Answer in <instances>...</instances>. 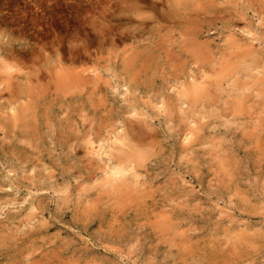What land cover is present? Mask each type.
Here are the masks:
<instances>
[{
    "label": "rangeland",
    "instance_id": "374dc122",
    "mask_svg": "<svg viewBox=\"0 0 264 264\" xmlns=\"http://www.w3.org/2000/svg\"><path fill=\"white\" fill-rule=\"evenodd\" d=\"M261 1L0 0V264H264Z\"/></svg>",
    "mask_w": 264,
    "mask_h": 264
},
{
    "label": "bare ground",
    "instance_id": "6f19581e",
    "mask_svg": "<svg viewBox=\"0 0 264 264\" xmlns=\"http://www.w3.org/2000/svg\"><path fill=\"white\" fill-rule=\"evenodd\" d=\"M179 1H180V0H179ZM222 1H223V0H222ZM251 1L253 2V0H251ZM260 1H261V0H260ZM183 2H184V1H183ZM205 2H206V1H205ZM211 2H212V1H211ZM252 2H251V3H252ZM261 2H262V1H261ZM175 3H176V2H175ZM215 3H216V2H215ZM246 3H247V2H246ZM254 3H255V0H254ZM193 4H194V2H193ZM207 4H208V3H207ZM209 4H210V3H209ZM222 4H224V2H223ZM255 4H256V3H255ZM182 5H183V4H182ZM198 5H199V4H198ZM198 5H197V6H198ZM219 5H221V4L219 3ZM251 5H252V4H251ZM251 5H250V6H251ZM259 5H260V4H259ZM262 5H264V4H262ZM210 6H211V5H210ZM207 7H208V6H207ZM262 7H263V6H262ZM222 8H223V7H222ZM243 8H244V6H243ZM243 8H242V9H243ZM257 8H258V7H257ZM177 9H179V8H177ZM207 9H209V8H207ZM216 9H217V8H216ZM227 9H228V8H227ZM238 9H239V8H238ZM244 9H247V8H244ZM248 9H249V8H248ZM260 9H261V8H260ZM262 9H263V8H262ZM194 10H195V8L193 9V11H194ZM202 10H203V9H202ZM219 10H220V8H219ZM263 10H264V9H263ZM181 11H182V10H181ZM196 11H197V10H196ZM257 11H258V10H257ZM198 12H199V11H198ZM219 12H220V11H219ZM236 12H237V11H236ZM245 12H246V11H245ZM245 12H244V13H245ZM247 12H248V11H247ZM209 13H210V10H209ZM237 13H238V12H237ZM241 13H242V12H241ZM262 13H263V12H262ZM183 14H184V13H183ZM207 14H208V13H207ZM207 14H206V15H207ZM210 14L212 15V13H210ZM214 14H215V13H214ZM214 14H213V15H214ZM229 14H230V13H229ZM238 14H239V13H238ZM260 14H261V13H260ZM179 16H180V15H179ZM216 16H217V15H216ZM228 16H229V15H228ZM235 16H236V14H235ZM250 16H253V15H250ZM254 16H256V15H254ZM259 16H260V15H259ZM259 16H258V17H259ZM262 16H263V15H261V17H259V18H262ZM239 17H240V16H239ZM222 18H223V17H222ZM228 18H229V17H228ZM228 20H229V19H228ZM231 20H232V19H231ZM231 20H230V21H231ZM243 20H244V19H243ZM245 20H247V19L245 18ZM245 20H244V21H245ZM261 20H262V19H261ZM184 21H186V20H184ZM215 21H216V20H215ZM236 21H237V20H236ZM251 21H252V20H251ZM251 21H250V22H251ZM239 22H240V21H239ZM245 22H246V21H245ZM252 22H253V21H252ZM261 22H262V21H261ZM263 22H264V21H263ZM202 23H203V22H202ZM207 23H208V22H207ZM210 23H211V22H210ZM248 23H249V21H248ZM227 24H228V23H227ZM238 24H239V23H238ZM249 24H250V23H249ZM251 24H253V23H251ZM262 24H263V23H262ZM211 25H212V24H211ZM215 25H216V23H215ZM241 25H242V24H241ZM245 25H246V24H245ZM204 26H205V25H204ZM232 26H233V25H232ZM251 26H252V25H251ZM262 26H263V25H262ZM236 27H237V26H236ZM247 27H248V26H247ZM249 28H250V27H249ZM235 29H236V28H235ZM242 29H243V28H242ZM250 29H251V28H250ZM247 30H249V29L247 28ZM255 30H256V29H254V31H255ZM263 30H264V29H263ZM208 32H209V31H208ZM244 32H245V31H244ZM250 32H251V31H250ZM252 32H253V29H252ZM255 32H256V31H255ZM260 33H261V32H260ZM236 34H237V33H236ZM245 34H247V33H245ZM259 35H260V34H259ZM229 36H230V35H229ZM230 37H231V36H230ZM230 37H229V38H230ZM229 38H227V39H229ZM204 39H205V38H204ZM187 40H189V39H187ZM187 40H185V41H187ZM190 40H191V39H190ZM190 40H189V41H190ZM240 40H241V39H240ZM173 41H174V40H173ZM180 41H181V40H180ZM180 41H179V43H180ZM199 41H201V40H199ZM208 41H209V40H208ZM211 41H212V39H211ZM191 42H192V41H191ZM200 43H201V42H200ZM207 43H208V42H207ZM227 43H228V42H227ZM159 44H160V43H159ZM201 44H202V43H201ZM201 44H200V45H201ZM245 44H246V46H247V43H245ZM175 45H176V44H175ZM186 45H187V44H186ZM186 45H185V46H186ZM200 45H199V46H200ZM238 45H239V44H238ZM159 46H160V45H159ZM178 46H179V45H178ZM204 46H205V45H204ZM232 46H233V45H232ZM234 46H235V45H234ZM252 46H253V45H252ZM187 47H188V46H187ZM194 47H195V46H194ZM205 47H206V46H205ZM222 47H223V46H222ZM236 47H237V46H236ZM248 47H250V46H248ZM154 48H155V47H154ZM161 48H163V47H161ZM185 48H186V47H185ZM188 48L190 49V47H188ZM198 48H199V47H198ZM243 48H244V47H243ZM258 48H259V47H258ZM171 49H172V48H171ZM179 49H180V48H179ZM208 49H209V48H208ZM210 49H211V48H210ZM228 49H229V48H228ZM251 49H252V48H251ZM167 50H168V49H167ZM176 50H177V49H176ZM161 51H162V50H161ZM190 51H191V50H190ZM195 51H196V50H195ZM200 51H201V50H200ZM206 51H207V50H206ZM206 51H205V52H206ZM212 51H213V50H212ZM219 51H220V49H219ZM262 51H263V50H262ZM76 52H77V50H72L71 57H75L74 59H76V57H81V58H82V57H87V56H86V55H87V50L78 51V53H76ZM174 52H176V51H174ZM209 52L211 53V51H209ZM231 52H233V51H231ZM244 52H245V51H244ZM246 52H247V51H246ZM67 53H68V52H67ZM197 53H198V52H197ZM199 53H200V52H199ZM199 53H198V55H199ZM213 53H214V52H213ZM222 53H223V52H222ZM249 53H250V51H249ZM249 53H248V54H249ZM204 54H206V53H204ZM216 54H217V53H216ZM218 54H219V53H218ZM220 54H221V53H220ZM225 54H226V53H225ZM231 54H233V53H231ZM244 54H245V53H244ZM252 54H253V53H251V55H252ZM254 54H255V53H254ZM263 54H264V53H263ZM66 55H67V54H66ZM194 55H195V54H194ZM202 56H203V55H202ZM235 56H236V55H235ZM254 56H255V55H254ZM260 56H261V55H260ZM172 57H173V56H172ZM190 57H191V55H190ZM198 57H199V56H198ZM204 57H205V56H204ZM207 57H208V56H207ZM243 57H245V56L243 55ZM37 58H38V57H37ZM153 58H154V57H153ZM176 58H177V57H176ZM202 58H203V57H202ZM205 58H206V57H205ZM214 58H215V57H214ZM218 58H219V57H218ZM246 58H247V57H246ZM246 58H245V59H246ZM254 58H255V57H254ZM23 59H24V57H23ZM23 59H22V60H23ZM133 59H134V58H133ZM133 59H132V60H133ZM157 59H158V58H157ZM196 59H197V58H196ZM223 59H224V58H223ZM243 59H244V58H243ZM243 59H242V62L245 61V60L243 61ZM255 59H256V58H255ZM262 59H263V58H262ZM18 60H19V58H18ZM20 60H21V59H20ZM37 60H38V59H37ZM59 60H60V59H59ZM76 60H77V59H76ZM127 60H130V59H127ZM127 60L124 61V62H127ZM145 60H146V59H145ZM166 60H167V59H166ZM202 60H203V59H202ZM213 60H214V59H213ZM258 60H259V59H258ZM14 61H16V60H14ZM47 61H48V60H47ZM60 61H61V60H60ZM122 61H123V60H122ZM136 61H137V60H136ZM146 61H147V60H146ZM194 61H195V60H194ZM197 61H198V60H197ZM253 61H254V59H253ZM256 61H257V60H256ZM25 62H26V60H25ZM72 62L76 64V62H75L74 60H72ZM77 62H78V61H77ZM114 62H115V61H114ZM134 62H135V61H134ZM178 62H179V61H178ZM200 62H201V61H200ZM200 62H196V63H200ZM209 62H210V61H209ZM225 62H226V61H225ZM246 62L248 63V62H250V61H249V60H248V61L246 60L244 63H246ZM257 62H258V61H257ZM35 63H36V62H35ZM99 63H100V62H99ZM233 63H234V62H233ZM17 64H18V62L16 61V65H17ZM53 64H54V63H53ZM127 64H128V63H127ZM129 64H130V63H129ZM133 64H134V63H133ZM142 64H143V62H142ZM142 64H141V65H142ZM144 64H145V62H144ZM157 64H158V63H157ZM157 64H156V66H157ZM225 64H226V63H225ZM228 64H229V63H228ZM21 65H22V64H21ZM50 65L52 66V64H50ZM81 65H82V64H81ZM93 65H94V64H93ZM178 65H179V64H178ZM199 65H200V64H199ZM201 65H202V63H201ZM247 65H248V64H247ZM33 66H34V65H33ZM33 66H32V67H33ZM69 66H70V65H69ZM71 66H72L71 68H74L73 65H71ZM82 66H83V65H82ZM129 66H130V65H129ZM146 66H147V64H146ZM160 66H161V64H160ZM166 66H167V65H166ZM176 66H177V65H176ZM181 66H182V65H181ZM221 66H222V64H221ZM223 66H224V65H223ZM229 66H230V65H229ZM229 66H228V68H229ZM239 66L241 67V64H239ZM258 66H259V65H258ZM11 67H12V65H11ZM29 67H30V66H29ZM29 67H28V68H29ZM36 67H37V66H36ZM57 67H58V66H57ZM79 67H80V66H79ZM91 67H92V66H91ZM95 67H96V66H95ZM105 67H106V66H105ZM135 67H136V66H135ZM211 67H212V66H211ZM214 67H215V66H214ZM251 67H253V66H251ZM254 67H255V66H254ZM51 68H52V67H51ZM60 68H63V67H60ZM81 68H82V67H81ZM81 68H80V69H81ZM83 68H84V67H83ZM92 68H93V67H92ZM92 68H91V69H92ZM125 68H126V67H125ZM157 68H158V67H157ZM166 68H167V67H166ZM181 68H182V67H181ZM207 68H208V67H207ZM221 68H222V67H221ZM56 69H57V68H56ZM56 69H55V71H56ZM58 69H59V67H58ZM58 69H57V70H58ZM127 69H128V68H126L125 70L127 71ZM137 69H138V68H137ZM208 69H209V68H208ZM213 69H214V68H213ZM224 69H225V68H224ZM242 69H245V68L242 67ZM16 70H17V69H16ZM33 70H34V69H33ZM73 70H77V69H73ZM140 70H141V69H140ZM161 70H162V69H161ZM183 70H184V69H183ZM217 70H218V69H217ZM219 70H220V69H219ZM229 70H234V67L231 68V69L229 68ZM246 70H249V69L246 68ZM251 70H253V69L251 68ZM255 70H256V69H255ZM255 70H254V72H255ZM260 70H261V69H260ZM14 71H15V70H14ZM14 71H13V72H14ZM46 71H47V70H46ZM58 71H59V70H58ZM58 71L56 72V74L58 73ZM65 71H68V69L65 70ZM77 71H78V70H77ZM97 71H98V70H97ZM224 71H225V70H224ZM240 71H241V70H240ZM50 72H51V71H50ZM62 72H63V71H62ZM68 72H69V71H68ZM68 72H67V73H68ZM122 72H123V71H122ZM130 72H131V71H130ZM139 72H140V71H139ZM182 72H183V71H182ZM182 72H181V73H182ZM220 72H221V71H220ZM241 72H242V71H241ZM241 72H240V73H241ZM17 73H18V72H17ZM19 73H22V72L20 71ZM51 73H52V72H51ZM59 73H61V72H59ZM59 73H58V76H59V75H62V74H59ZM82 73H83V72H82ZM94 73L96 74V72H94ZM136 73H137V72H136ZM155 73H157V71H156ZM172 73H173V72H172ZM223 73H224V72H223ZM223 73H222V74H223ZM233 73H235V71H234ZM242 73H243V72H242ZM245 73H247V72H245ZM257 73H258V72H257ZM35 74H36V73H35ZM64 74H65V72H64ZM75 74H76V75H75L74 77H73V76H72V77L70 76V77H68V78L65 77V78H66V79H65V83H66L67 85H73V84H75V85H81L80 83H81V80L84 78V76L81 74V72H79V73L76 72ZM84 74H85V73H84ZM98 74H99V73H98ZM130 74H131V73H130ZM183 74H184V72H183ZM196 74H197V73H196ZM216 74H217V73H216ZM222 74H221V77H222ZM226 74H227V72H226ZM226 74H223V75L226 76ZM230 74H231V72H230ZM43 75H45V74L43 73ZM54 75H55V74H54ZM65 75H66V74H65ZM70 75H71V74H70ZM137 75H139V73H138ZM198 75H199V74H198ZM250 75H251V74H250ZM96 76H98V75H96ZM128 76H129V75H128ZM155 76H156V75H155ZM157 76H158V75H157ZM157 76H156V77H157ZM173 76H174V75H173ZM196 76H197V75H196ZM208 76H209V75H208ZM233 76H234V75H233ZM233 76H232V74H231V77H233ZM245 76H247V75H245ZM53 77H54V76H53ZM56 77H57V75H56ZM62 77H63V76H62ZM87 77H88V76H87ZM99 77H100V74H99ZM134 77H135V76H134ZM138 77H139V76H138ZM156 77H155V78H156ZM177 77H178V76H177ZM205 77H207V75H206ZM210 77H211V76H210ZM7 78H8V77H7ZM37 78H38V77H37ZM49 78H50V77H49ZM126 78H127V76H126ZM130 78H132V77H130ZM146 78H147V77H146ZM200 78H201V77H200ZM200 78H199V80H200ZM229 78H230V77H229ZM249 78H250V76H249ZM5 79H6V78H4L3 81H5ZM42 79H43V78H42ZM57 79H58V78H57ZM62 79H64V78H62ZM99 79H101V78H99ZM147 79H148V78H147ZM147 79H146V80H147ZM201 79L204 80V78H201ZM218 79H219V78H218ZM220 79H222V78H220ZM225 79H226V77H225ZM227 79H228V78H227ZM227 79H226V80H227ZM238 79H239V78H238ZM242 79H244V78H242ZM6 80H7V79H6ZM13 80H14V79H13ZM18 80H19V79H18ZM38 80H39V79H38ZM46 80H47V79H46ZM52 80H56V79H52ZM52 80H51V82H52ZM101 80H102V79H101ZM230 80H231V79H230ZM232 80H233V79H232ZM239 80L241 81V78H240ZM239 80H238V82H239ZM259 80H260V79H259ZM3 81H2V82H3ZM27 81H28V80H27ZM43 81H44V80H43ZM89 81H90V80H88V82H89ZM96 81H97V80H96ZM106 81H108V80H106ZM139 81H140V80H139ZM163 81H164V80H163ZM187 81H189V80H187ZM208 81H209V80H208ZM215 81H216V80H215ZM215 81H214V82H215ZM243 81H244V80H243ZM243 81H242V83H243ZM246 81H247V80H246ZM255 81H256V80H255ZM257 81H258V79H257ZM6 82H7V81H6ZM17 82H19V81H17ZM61 82H62V81H61ZM93 82H94V81H93ZM140 82H141V81H140ZM142 82H143V81H142ZM146 82H147V81H146ZM185 82H186V80H185ZM200 82H201V81H200ZM202 82H203V81H202ZM221 82H222V81H221ZM225 82H226V81H225ZM261 82H262V81H261ZM36 83H37V82H36ZM36 83H35V84H36ZM43 83H44V82H43ZM43 83H42V84H43ZM63 83H64V82H63ZM63 83H62V84H63ZM82 83H85V82H82ZM109 83H110V82H109ZM189 83H190V82H189ZM209 83H210V82H209ZM209 83L207 82V84H209ZM218 83H219V82H217V85H218ZM227 83H228V82H227ZM227 83H226V85H228ZM239 83H241V82H239ZM239 83H238V84H239ZM242 83H241V86H242ZM248 83H249V80H248ZM248 83H247V85H248ZM256 83H257V82H255L254 84H255V86L257 87V84H256ZM46 84H47V83H46ZM52 84H53V83H52ZM203 84L205 85L204 82H203ZM215 84H216V83H215ZM222 84H223V83H222ZM229 84H230V83H229ZM231 84H232V83H231ZM231 84H230V85H231ZM233 84H234V82H233ZM238 84H236V85H238ZM251 84H252V81H251ZM263 84H264V83H263ZM4 85H5V84H4ZM10 85H11V84H10ZM10 85H9V86H10ZM36 85H39V84H36ZM87 85H88V83H87ZM92 85H93V84H92ZM94 85H96V84H94ZM97 85H98V84H97ZM110 85H111V84H110ZM146 85H147V84H146ZM185 85H186V84H185ZM187 85H189V84H187ZM191 85H193V87H194L195 83H193V84H191ZM236 85H234V88H235ZM2 86H3V85H2ZM45 86H47V85H45ZM48 86H50V85H48ZM54 86H55V85H54ZM81 86H82V85H81ZM100 86H101V84H100ZM189 86H190V85H189ZM189 86H188V87H189ZM0 87H1V86H0ZM5 87H6V86H5ZM5 87H4V88H5ZM10 87H11V86H10ZM10 87H9V88H10ZM15 87H17V86H15ZM43 87H44V86H43ZM83 87H84V86H83ZM96 87H97V86H96ZM105 87H106V86H105ZM145 87H146V86H145ZM151 87H152V86H151ZM182 87H183V85H182ZM205 87H206V86H205ZM209 87H210V86H209ZM227 87L229 88V86H227ZM227 87H226V89H227ZM237 87H238V86H237ZM244 87H245V86H244ZM244 87H243V88H244ZM250 87H251V86H250ZM252 87H253V86H252ZM259 87H262V90H263V86H260V85H259ZM57 88H58V87H57ZM66 88H67V86H66ZM66 88H65V89H66ZM70 88H71V87H70ZM80 88H81V87L79 86V89H80ZM153 88H154V87H153ZM206 88H207V87H206ZM211 88H212V87H211ZM221 88H223V87H221ZM221 88H220V86H219V89H221ZM241 88H242V87H241ZM246 88H247V86H246ZM257 88H258V87H257ZM10 89H11V88H10ZM10 89H8V90H10ZM60 89H61V87H60ZM63 89H64V88H63ZM71 89H72V88H71ZM73 89H74V86H73ZM82 89H83V88H82ZM82 89H80V90H82ZM146 89H147V88H146ZM151 89H152V88H151ZM216 89H217V88H216ZM219 89H218V92H219ZM248 89H249V88H248ZM259 89H260V88H258V90H259ZM8 90H7V91H8ZM15 90H16V92H17V89H15ZM15 90H13L12 92H15ZM47 90H48V89H47ZM49 90H50V89H49ZM53 90H55V89H53ZM186 90H187V89H186ZM210 90H211V89H210ZM232 90H233V88L231 89V92H232ZM241 90H242V89H241ZM244 90H246V89H244ZM7 91H6V92H7ZM63 91H64V90H63ZM63 91H62V92H63ZM72 91H73V90H72ZM207 91H209V89H208ZM222 91H223V89H222ZM227 91H230V90H227ZM233 91H234V90H233ZM236 91H239V90H236ZM246 91H247V90H246ZM249 91H251V90L249 89ZM4 92H5V91H4ZM18 92H19V90H18ZM33 92H34V91H33ZM93 92H94V90H93ZM183 92H185V91H183ZM210 92H211V91H210ZM231 92H230V93H231ZM239 92H240V91H239ZM241 92H242V91H241ZM241 92H240V95H241ZM243 92H245V91H243ZM247 92H248V91H247ZM252 92H253V91H252ZM260 92H261V90L259 91V94H260ZM9 93L11 94V92H9ZM79 93H81V92H79ZM191 93H192V92H191ZM213 93H214V92H213ZM215 93H216V92H215ZM221 93H222V92H221ZM227 93H228V92H227ZM232 93H233V92H232ZM232 93H231V94H232ZM235 93H237V92H235ZM249 93H250V92H249ZM261 93H262V92H261ZM10 94H9V95H10ZM21 94H22V93H21ZM33 94H34V93H33ZM71 94H72V93H71ZM102 94H103V93H102ZM102 94H101V95H102ZM183 94H184V93H183ZM228 94H229V93H228ZM231 94H229V95L231 96ZM237 94H238V93H237ZM252 94H253V93H252ZM255 94H256V93H255ZM263 94H264V93H263ZM11 95H12V94H11ZM18 95H19V94H18ZM35 95H36V94H35ZM87 95H88V94H87ZM101 95H100V96H101ZM106 95H107V94H106ZM106 95H105V97H106ZM172 95H173V94H172ZM186 95H189V94H186ZM202 95H203V94H202ZM209 95H210V94H209ZM209 95H207V97H208ZM213 95H214V94H213ZM213 95H212V96H213ZM223 95H224V94H223ZM225 95H226V94H225ZM240 95H239V96H240ZM243 95H244V94H243ZM256 95L259 96L258 94H256ZM261 95H262V94H261ZM261 95H260V96H261ZM36 96H37V95H36ZM100 96H99V97H100ZM102 96L104 97V95H102ZM195 96H197V95H195ZM214 96H215V95H214ZM214 96H213V97H214ZM233 96H234V95H233ZM239 96H238V97H239ZM246 96H247V95H245V97H246ZM28 97H29V96H28ZM103 97H100V99H99L100 102L102 101V104H103V101H106V100H101V99H103ZM198 97H199V96H198ZM209 97H211V95H210ZM213 97H212V100H213ZM240 97H241V96H240ZM247 97H250V96H247ZM247 97H246V98H247ZM251 97H252V95H251ZM253 97H254V96H253ZM261 97H262V96H261ZM38 98H39V97H38ZM94 98H95V97H94ZM107 98H108V97H107ZM204 98H205V97H204ZM215 98H217V96H216ZM230 98H231V97H230ZM246 98L243 99V101L246 100ZM16 99H17V98H16ZM89 99H90V98H89ZM124 99H125V98H124ZM191 99H192V98H191ZM247 99H248V98H247ZM250 99H251V98H250ZM253 99H255V98H253ZM261 99H262V98H261ZM126 100H127V99H126ZM192 100H193V99H192ZM217 100H218V99H217ZM226 100H227V99H226ZM228 100H229V98H228ZM239 100L242 101L241 99H239ZM263 100H264V99H263ZM23 101H25V100L22 99V102H23ZM27 101H30V100L28 99ZM32 101H33V99H32ZM73 101H74V99H73ZM90 101H91V100H90ZM172 101H173V100H172ZM193 101H194V100H193ZM198 101H199V100H198ZM246 101H247V100H246ZM84 102H85V101H84ZM92 102H93V101H92ZM97 102H98V101H97ZM131 102H132V101H131ZM187 102H188V101H187ZM194 102H195V101H194ZM199 102H200V101H199ZM204 102H205V101H204ZM207 102H208V101H207ZM207 102H206V103H207ZM225 102H226V101H225ZM234 102H235V101H234ZM248 102H249V101H248ZM251 102H252V101H251ZM11 103H12V102H11ZM31 103H32V102H31ZM85 103H86V102H85ZM98 103H99V102H98ZM111 103H112V102H111ZM173 103H174V102H173ZM208 103H209V102H208ZM229 103H230V102H229ZM241 103H242V102H241ZM245 103H246V102H245ZM253 103H255V101H254ZM60 104H61V103H60ZM99 104H101V103H99ZM102 104H101V105H102ZM104 104H105V103H104ZM104 104H103V105H104ZM191 104H192V101H191ZM215 104H216V103H215ZM246 104H247V103H246ZM246 104H245V105H246ZM248 104H249V103H248ZM73 105H74V104H73ZM97 105H98V104H97ZM130 105H131V103H130ZM193 105H194V104H193ZM212 105H213V104H212ZM217 105H218V104H217ZM219 105H221V102H220V101H219ZM245 105H244V106H245ZM104 106H106V105H104ZM110 106H111V105H110ZM165 106H166V105H165ZM170 106H171V105H170ZM191 106H192V105H191ZM205 106H206V105H205ZM209 106H210V105H209ZM233 106H234V105H233ZM252 106H253V105H252ZM31 107H32V106H31ZM72 107H73V106H72ZM100 107H101V106H100ZM216 107H217V106H216ZM218 107H219V106H218ZM226 107H227V105H226ZM226 107H225V108H226ZM237 107H238V106H237ZM237 107H235V108H237ZM17 108H18V107H17ZM21 108H22V107H21ZM29 108H30V107H29ZM61 108H62V107H61ZM109 108H110V107H109ZM171 108H172V107H171ZM204 108H206V107H204ZM230 108H231V106H230ZM230 108H228V109H230ZM232 108H233V110H234V107H232ZM112 109H113V106H112ZM211 109H212V108H211ZM211 109H210V110H211ZM237 109H238V108H237ZM239 109H240V107H239ZM241 109H242V108H241ZM246 109H247V108H246ZM13 110H15V109L13 108ZM109 110H110V109H109ZM137 110H138V109H137ZM200 110H201V109H200ZM207 110H208V109H207ZM262 110H263V109H261V111H262ZM166 111H167V110H166ZM194 111H195V107H194ZM194 111H193V112H194ZM196 111H197V110H196ZM204 111H205V110H204ZM216 111H217V109H216ZM224 111H225V109H224ZM228 111H229V110H228ZM228 111H227L226 113H228ZM240 111H241V110H240ZM12 112H13V111H12ZM105 112H106V111H105ZM105 112H104V113H105ZM179 112H182V111H179ZM186 112H188V111H186ZM193 112H192V113H193ZM202 112H203V110H202ZM212 112H213V111H212ZM221 112H223L222 109H221ZM235 112H236V111H235ZM243 112H245V111L243 110ZM262 112H263V111H262ZM13 113H14V112H13ZM20 113L22 114L23 112H20ZM177 113H178V112H177ZM188 113H189V112H188ZM206 113H208V111H207ZM218 113H220V111H219ZM233 113H234V112H233ZM255 113H256V112H255ZM3 114H5V113H3ZM6 114H7V113H6ZM167 114H169V113H167ZM179 114H180V113H179ZM183 114H185V113H183ZM193 114H194V113H193ZM216 114H217V113H216ZM221 114H223V113H221ZM221 114H220V115H221ZM229 114H230V113H228L227 115H229ZM234 114H235V113H234ZM243 114H244V113H243ZM79 115H80V114H79ZM95 115H96V114H95ZM175 115H176V114H175ZM196 115H197V112H196ZM198 115H199V114H198ZM259 115H260V114H259ZM23 116H24V115H23ZM110 116H111V115H110ZM178 116H179V115H178ZM191 116H193V115H191ZM218 116H219V115H218ZM222 116H223V115H222ZM235 116H237V114H236ZM244 116H245V115H244ZM255 116H256V114H255ZM21 117H22V115H21ZM35 117H36V116H35ZM87 117H88V116H87ZM138 117H139V116H138ZM138 117H136V118H138ZM170 117H171V116H170ZM179 117H180V116H179ZM189 117H190V116H189ZM189 117H188V118H189ZM193 117H194V116H193ZM199 117H201V116L199 115ZM230 117H231V116H230ZM257 117H258V115H257ZM14 118H15V117H14ZM29 118H30V117H29ZM82 118H83V115H82ZM144 118H145V117H144ZM190 118H191V117H190ZM190 118H189V119H190ZM194 118H195V117H194ZM219 118H220V117H218V119H219ZM9 119H10V118H9ZM24 119H27V118H24ZM35 119H36V118H35ZM84 119H86V118H84ZM180 119H181V118H180ZM180 119H179V120H180ZM220 119H222V118H220ZM225 119H226V118H225ZM230 119H231V118H230ZM250 119H251V118H250ZM13 120L15 121V120H17V119H13ZM20 120H21V119H20ZM20 120H19V121H20ZM33 120H34V118H33ZM36 120H37V119H36ZM172 120H173V118L171 119V121H172ZM227 120H228V119H227ZM253 120H254V119H253ZM9 121H10V120H9ZM19 121H18V123H19ZM25 121H26V120H25ZM29 121H30V120H29ZM74 121H75V120H74ZM137 121H138V119H137ZM231 121H233V120H231ZM231 121H230V122H231ZM243 121H244V120H243ZM23 122H24V121H23ZM83 122H84V121H83ZM112 122H113V121H112ZM147 122H148V121H147ZM234 122H235V120H234ZM240 122H241V121H240ZM240 122H239V123H240ZM258 122H259V121H258ZM16 123H17V122H16ZM139 123H140V121H139ZM199 123H201V122H199ZM237 123H238V121H237ZM239 123H238V124H239ZM248 123H249V122H248ZM255 123H256V122H255ZM24 124H25V122H24ZM26 124H27V123H26ZM47 124H48V123H47ZM67 124H68V121H67ZM132 124H134V123H132ZM172 124H173V123H172ZM172 124H171V125H172ZM177 124H178V123H177ZM182 124H183V123H182ZM185 124H186V123H185ZM242 124H244V123H242ZM258 124H259V123H258ZM17 125H18V124H17ZM32 125H33V124H32ZM103 125H104V123H103ZM187 125H188V124H187ZM0 126H1V125H0ZM14 126H15V125H14ZM132 126H133V125H132ZM149 126H150V125H149ZM179 126H180V125H179ZM183 126H184V125H183ZM197 126H198V125H197ZM240 126H241V125H240ZM240 126H239V127H240ZM16 127L18 128V126H16ZM16 127H15V128H16ZM147 127H148V126H147ZM172 127H173V126H172ZM184 127H185V126H184ZM229 127H230V126H229ZM244 127H245V126H244ZM25 128H26V127H25ZM141 128H142V127H141ZM151 128H152V127H151ZM186 128H187V127H186ZM190 128H191V126H190ZM199 128H200V127H199ZM246 128H247V127H246ZM254 128H255V127H254ZM254 128H253V129H254ZM257 128H258V127H256L255 130H257ZM22 129H23V128H22ZM27 129H28V126H27ZM73 129H74V128H73ZM81 129H82V128H81ZM152 129H153V128H152ZM191 129H192V128H191ZM191 129H190V130H191ZM195 129H196V128H194L193 130H195ZM197 129H198V128H197ZM197 129H196V130H197ZM0 130H1V129H0ZM97 130H98V129H97ZM115 130H116V129H115ZM134 130H135V129H134ZM134 130H133V131H134ZM182 130H183V129H182ZM25 131H26V130H25ZM80 131H81V130H80ZM112 131H114V130L112 129ZM98 132H99V131H98ZM114 132H115V131H114ZM135 132H136V131H135ZM201 132H202V129H201ZM251 132H252V131H251ZM254 132H255V131H254ZM55 133H56V132H55ZM127 133H128V132H127ZM195 133H196V132H195ZM255 133H256V132H255ZM83 134H85V133H83ZM134 134H135V133H134ZM186 134H187V133H186ZM190 134H191V133H190ZM193 134H194V133H192L191 135H193ZM62 135H63V134H62ZM124 135H125V134H124ZM126 135H127V134H126ZM126 135H125V136H126ZM148 135H149V134H148ZM194 135H195V134H194ZM251 135H253V134H251ZM255 135H256V134H255ZM119 136H120V135H119ZM127 136H128V135H127ZM187 137H188V136H187ZM191 137H192V136H191ZM249 137H250V136H249ZM257 137H258V135H257ZM48 138H49V137H48ZM126 138H127V137H126ZM147 138H148V137H147ZM150 138H151V137H150ZM253 138H254V137H253ZM118 139H119V137H118ZM120 139H121V138H120ZM136 139H137V138H136ZM151 139H152V138H151ZM192 139H193V138H192ZM23 140H24V138L22 139V141H23ZM27 140H28V139H27ZM122 140H123V139H122ZM122 140H121V142H122ZM127 140H128V139H127ZM133 140H134V139H133ZM190 140H191V139H190ZM194 140H195V139H194ZM194 140H192V141H194ZM251 140H252V139H251ZM258 140H259V138H258ZM25 141H26V140H25ZM116 141H117V139H116ZM118 141H119V140H118ZM149 141H150V140H149ZM153 141H154V140H153ZM153 141H152V142H153ZM260 141H261V140H260ZM75 142H76V141H75ZM81 142H82V141H81ZM119 142H120V141H119ZM119 142H118L119 145L117 144L118 146H120V144H121V143H119ZM123 142H124V141H123ZM146 142H147V141H146ZM159 142H160V141H159ZM251 143H252V142H251ZM251 143H250V144H251ZM28 144H29V143H28ZM28 144H27V145H28ZM58 144H59V143H58ZM115 144H116V143H115ZM122 144H123V143H122ZM159 144H160V143H159ZM188 144H190V143H188ZM194 144H195V143H194ZM186 145H187V144H186ZM245 145H246V144H245ZM263 145H264V144H263ZM111 146H112V145H111ZM123 146H124V145H123ZM123 146H120V147H123ZM183 146H184V145H183ZM187 146H188V145H187ZM187 146H186V147H187ZM72 147H73V146H72ZM113 147L115 148L116 145H114ZM139 147H140V146H139ZM256 147H257V146H256ZM43 148H44V146H43ZM130 148H131V147H130ZM137 148H138V147H137ZM189 148H190V147H189ZM111 149H112V148H111ZM119 149H120V148H119ZM124 149H125V148H124ZM184 149H185V148H183V150H184ZM187 149H188V148H186V151H187ZM255 149H256V148H255ZM255 149H254V150H255ZM41 150H42V149H41ZM121 150H122V149H121ZM121 150H120V151H121ZM134 150H135V149H134ZM147 150H148V149H147ZM192 150H193V149H192ZM263 150H264V149H263ZM112 151H113V150H112ZM117 151L119 152V150H117ZM124 151H125V150H124ZM188 151H189V150H188ZM74 152H75V151H74ZM97 152H98V151H97ZM129 152H130V150H129ZM132 152H133V151H132ZM190 152H192V151H190ZM98 154H99V153H98ZM115 154H116V153H115ZM118 154L120 155V153H118ZM121 154H123V153H121ZM187 154H188V153H187ZM189 154H191V153H189ZM192 154H193V153H192ZM113 155H114V154H113ZM141 155H142L141 152H140L139 154H135V153L133 154V153H127V152H126V154L124 155V158H125V159H128V162H129V160H132V159H135V160L139 159V158L141 157ZM258 155H259V154H258ZM120 156H121V155H120ZM109 157H111V156H109ZM114 157L116 158V155H115ZM260 157H261V156L259 155L258 158H260ZM148 158H149V156H148ZM225 158H226V157H225ZM225 158H224V160H225ZM125 159H122V157H121V160H122V161L125 160ZM231 159H232V158H231ZM39 160H40V159L38 158V161H39ZM143 160H144V159L139 160V161H141V163H143V165H144V161H143ZM27 161H28V160H27ZM88 161H89V160H88ZM119 161H120V159H119ZM234 161H235V159H234ZM92 162H93V161H92ZM111 162H112V160H111ZM114 162H116L115 159H114ZM114 162H113V163H114ZM134 162H135V161H134ZM93 163H94V162H93ZM131 163H132V162H131ZM131 163H130V166H129L130 168H132L131 165H133V164H131ZM219 163H220V161H219ZM223 163L226 164L225 161H223ZM227 163H229V162H227ZM232 163H233V162H232ZM86 164H88V163H86ZM90 164H91V163H90ZM94 164H95V163H94ZM101 164H103V163L101 162ZM101 164H100V166H101ZM104 164H105V163H104ZM125 164H126V163H125ZM139 164H140V163H139ZM145 164H146V163H145ZM235 164H236V163H235ZM121 165H122V164H121ZM126 165H127V164H126ZM218 165H219V164H218ZM95 166H96V165H95ZM124 166H125V165H124ZM137 166L139 167V165H137ZM137 166H136V167H137ZM140 166H141V165H140ZM144 166H145V165H144ZM223 166H224V164H223ZM226 166H227V165H226ZM228 166H229V165H228ZM97 167H99V166H97ZM118 167H120V169H122V167H121L120 165H118ZM136 167H135V169H136ZM142 167H143V166H142ZM233 167H234V166H233ZM100 168H101V167H100ZM100 168H99V170H100ZM102 168H103V167H102ZM104 168L106 169V167H104ZM112 168H113V166H112ZM133 168H134V167H133ZM133 168H132V169H133ZM228 168L230 169V167H228ZM228 168H227V169H228ZM235 168H236V167H235ZM128 169H129V168H128ZM141 169H143V168H141ZM195 169H196V168H195ZM198 169H200V168H198ZM112 170H114V171H112ZM115 170H116V169H114V168L111 169V171L114 172V173H115ZM200 170H201V169H200ZM224 170H225V169H224ZM224 170H223V172H225ZM231 170H232V169H231ZM238 170H239V169H238ZM103 171H104V170H103ZM129 171H130V169H129ZM129 171H128V173H129ZM136 171H137V169H136ZM233 171H234V170H233ZM233 171H232V172H233ZM124 172H125V171H124ZM131 172H133V170H131L130 173H131ZM134 172H135V171H134ZM234 172H235V171H234ZM236 172H237V170H236ZM240 172H241V171H240ZM90 173H91V172H90ZM114 173H113V174H114ZM118 173H122V170H118V171H116L115 174H118ZM126 173H127V170H126ZM226 173H227V172H225V175H226ZM238 173H239V172H238ZM93 174H94V173H93ZM113 174H111V175H113ZM122 174H123V173H122ZM91 175H92V174H91ZM91 175H90V176H91ZM105 175H108V176H109V173H106ZM120 175H121V174H120ZM123 175H124V174H123ZM134 175H135V174H134ZM137 175H138V174H137ZM139 175H140V174H139ZM121 176H122V175H121ZM121 176H120V179H121ZM142 176H143V175H142ZM229 176H230V175H229ZM94 177H95V176H94ZM101 177H102V176H101ZM114 177H115V176H114ZM114 177L109 176V178H112V179H113ZM116 177H117V176H116ZM116 177H115V178H116ZM138 177H139V176H138ZM234 177H235V176H234ZM91 178H92V177H91ZM105 178H106V180H107V183H109V182H108V181H109V180H108V177H105ZM122 178H123V177H122ZM139 178H140V177H139ZM232 178H233V175H232ZM34 179H35V178H34ZM117 179H119V178L117 177ZM117 179H116V180H117ZM120 179H119V180H120ZM127 179H128V178H127ZM106 180H105V181H106ZM114 180H115V179H113L112 182H114ZM122 180H123V179H122ZM95 181H96V180H95ZM123 181H124V180H123ZM123 181H122V183H120L121 186H122V184L124 183ZM125 181H126V180H125ZM129 181H130V180H129ZM229 181L231 182V180H229ZM110 182H111V180H110ZM115 182H116V181H115ZM126 182H127V181H126ZM130 182H131V181H130ZM138 182H139V181H138ZM35 183H37V182H35ZM107 183L105 182L104 184H105L106 186L111 185V184H107ZM116 183H117V182H116ZM128 183H129V182H128ZM117 184H118V183H117ZM129 184H130V183H129ZM238 184H239V183H238ZM256 184H257V183H256ZM98 185H102V184L99 182ZM125 185H126V184L124 183V186H125ZM113 186H114V184H113ZM237 186H238V185H237ZM96 187H97V185H96ZM99 187H100V186H99ZM103 187H105V186H103ZM110 187H112V186H110ZM110 187H109V189H110ZM127 187H128V185H127ZM32 188H33V187H32ZM93 188H95V186H93ZM116 188H117V189H116ZM119 188H121V187H119ZM119 188H118V187H115L114 189L118 190ZM122 188H123V187H122ZM130 188H131V187H130ZM230 188H231V187H230ZM240 188H241V187H240ZM260 188H261V187H260ZM101 189H102V188H101ZM101 189H99V190H101ZM106 189H107V187H106ZM109 189L105 190V191H107L106 193H109V191H108ZM112 189H113V187H112ZM237 189L239 190V188H237ZM116 190H115V191H116ZM122 190L125 191V188L122 189ZM127 190H128V189H127ZM240 190H241V189H240ZM85 191H86V190H85ZM89 191H91V189H89ZM112 191H113V190H112ZM124 191H123V192H124ZM129 191H130V189H129ZM131 191H132V190H131ZM131 191H130V192H131ZM100 192H101V191H100ZM103 192H104V191H103ZM239 192H240V191H239ZM98 193H99V192H98ZM106 193H105V194H106ZM102 194H103V193H102ZM102 194H101V195H102ZM111 194H113V193L111 192ZM117 194H118V193H117ZM237 194H239V193H237ZM243 195H244V194H243ZM97 196H98V195H97ZM109 196H110V195H109ZM109 196H106V197H109ZM113 196H115V194H114ZM137 196H138V195H137ZM148 196H149V195H148ZM261 196H262V195H261ZM119 197H121V196H119ZM141 197H142V196H141ZM124 198H125V197H124ZM147 198H148V197H147ZM245 198H246V197H245ZM99 199L101 200V199H103V198L100 197ZM104 199H105V198H104ZM104 199H103L102 201H104ZM107 199H108V198H107ZM115 199H116V198H115ZM119 199H120V198H119ZM122 199H123V198H122ZM126 199H127V198H126ZM141 199L143 200V198H141ZM109 200H110V199H109ZM127 200L129 201V199H127ZM132 200H134V197H133ZM132 200H131V202H132ZM135 200H136V199H135ZM142 200H141V201H142ZM244 200H245V199H244ZM96 201H97V200H96ZM145 201H146V200H145ZM145 201H144V202H145ZM37 202H38V201H37ZM87 202H88V201H87ZM106 202H107V201H106ZM131 202H130V203H131ZM67 203H68V202H67ZM90 203H91V202H90ZM125 203H126V202H125ZM130 203H129V204H130ZM132 203H133V205H135L134 202H132ZM136 203H137V202H136ZM245 203H246V202H245ZM40 204H41V203H40ZM88 204H89V203H88ZM108 204H109V203H108ZM119 204H120V203H119ZM123 204H124V203H123ZM137 204H138V203H137ZM144 204H145V203H144ZM238 204H239V203H238ZM59 205H60V204H59ZM85 205H86V204H85ZM92 205H94V204H92ZM98 205H99V204H98ZM98 205H97V206H98ZM111 205H112V204H111ZM125 205H126V204H125ZM147 205H148V204H147ZM103 206H104V204H103ZM117 206H118V203H117ZM142 206H144V205L142 204ZM35 207H36V206H35ZM80 207H81V206H80ZM87 207H89V206H87ZM98 207H99V206H98ZM106 207H107V206H106ZM120 207H121V206H120ZM120 207H119V209H120ZM123 207H124V206H123ZM131 207H132V206H131ZM133 207H134V206H133ZM137 207H138V206H137ZM117 208H118V207H117ZM127 208H128V207H127ZM241 208H242V207H241ZM248 208H249V206H248ZM35 209H36V208H35ZM124 209H125V208H124ZM144 209H145V208H144ZM86 210H87V209H86ZM88 210H89V209H88ZM100 210H101V209H100ZM137 210H138V209H137ZM248 210H249V209H248ZM256 210H257V209H256ZM79 211H80V210H79ZM126 211H127V210H126ZM146 211H147V210H146ZM240 211H242V210H240ZM102 212H103V211H102ZM130 212H132V211H130ZM135 212H136V211H135ZM248 212H249V211H248ZM86 213H87V212H86ZM110 213H111V212H110ZM113 213H114V212H113ZM141 213H142V212H141ZM253 213H254V212H253ZM105 214H106V213H105ZM122 214H123V213H122ZM138 214H139V213H138ZM32 215H34V213H33ZM98 215H99V214H98ZM126 215H127V214H126ZM126 215H125V216H126ZM163 215H164V214H163ZM111 216H112V215H111ZM113 216H115V215H113ZM164 216H165V215H164ZM255 216H256V215H255ZM77 217H78V216H77ZM101 217H103V216H101ZM169 217H170V216H169ZM177 217H178V216H177ZM83 218H84V217H83ZM119 218H120V217H119ZM98 219H99V218H98ZM159 219H161V218H159ZM80 220H81V219H80ZM169 220H170V219H169ZM175 220L177 221V219H175ZM175 220H174V221H175ZM262 220H263V219H262ZM87 221H88V220H87ZM114 221H115V220H114ZM137 221H138V219H137ZM164 221H165V220H164ZM164 221H163V222H164ZM178 221H179V220H178ZM146 222H147V221H146ZM158 222H160V221L158 220ZM158 222L156 221L157 224H158ZM165 222H166V221H165ZM171 222H172V221H171ZM180 222H181V221H180ZM180 222H179V223H180ZM76 223H77V222H76ZM114 223H115V222H114ZM136 223H137V222H136ZM153 223H154V222H153ZM161 223H162V222H161ZM175 223H177V222H175ZM175 223H174V226H175ZM248 223H249V222H248ZM250 223H251V222H250ZM86 224H87V223H86ZM144 224H145V223H144ZM147 224H148V223H147ZM162 224H163V223H162ZM106 225H107V224H106ZM122 225H123V224H122ZM139 225H140V224H139ZM154 225H155V223H154ZM159 225H160V224H159ZM163 225H165V223H164ZM163 225H162V226H163ZM166 225H167V224H166ZM166 225H165V226H166ZM180 225H181V224H180ZM142 226H143V225H142ZM145 226H146V225H145ZM155 226H156V225H155ZM165 226H164V227H165ZM171 226H172V225L170 224V227H171ZM253 226H254V225H253ZM108 227H109V226H108ZM113 227H114V226H113ZM127 227H128V226H127ZM143 227H144V226H143ZM146 227H147V226H146ZM150 227H151V226H150ZM159 227H160V226H158L157 229H159ZM164 227H163V228H164ZM168 228H169V227H168ZM171 228H172V227H171ZM171 228H169V229H171ZM113 229H114V228H113ZM124 229H125V227H124ZM124 229H123V230H124ZM149 229H150V228H149ZM152 229H154V228H152ZM152 229H151V230H152ZM172 229H173V228H172ZM176 229H177V228H176ZM180 229H181V228H180ZM248 229H249V228H248ZM161 230H162V229H161ZM249 230H250V229H249ZM249 230H248V231H249ZM125 231H126V230H125ZM164 231H165V230H164ZM167 231H168V230H167ZM174 231H175V230H174ZM179 231H180V230H179ZM179 231H178V232H179ZM245 231H246V229L244 230V232H245ZM255 231H257V230H255ZM255 231H254V232H255ZM261 231H262V230H261ZM106 232H107V231H106ZM106 232H105V233H106ZM158 232H159V230H158ZM168 232H169V231H168ZM246 232H247V231H246ZM257 232H259V231H257ZM109 233H110V232H109ZM123 233H124V232H123ZM160 233H161V232H160ZM164 233H165V232H164ZM176 233H177V232H176ZM176 233H175V234H176ZM242 233H243V232H242ZM251 233H252V232H251ZM126 234H127V233H126ZM165 234H166V233H165ZM173 234H174V233H173ZM181 234H182V233H181ZM183 234H184V233H183ZM259 234H260V232H259ZM259 234H258V235H259ZM107 235H109V234H107ZM117 235H118V234H117ZM130 235H131V234H130ZM235 235H236V233H235ZM241 235H242V234H241ZM243 235H244V234H243ZM247 235H248V234H247ZM260 235H261V234H260ZM120 236H121V235H120ZM156 236H157V235H156ZM167 236H168V235H167ZM236 236H237V235H236ZM253 236H254V235H253ZM127 237H128V236H127ZM132 237H133V236H131V238H132ZM168 237H169V236H168ZM173 237H177V236H173ZM250 237H251V236H250ZM256 237H257V236H256ZM180 238H181V237H180ZM182 238H183V237H182ZM223 238H224V237H223ZM238 238H239V237H238ZM240 238H242V237H240ZM244 238H245V237H244ZM258 238H259V237H258ZM262 238H263V237H262ZM184 239H185V238H184ZM209 239H210V238H209ZM216 239H217V238H216ZM224 239H225V238H224ZM242 239H243V238H242ZM254 239H255V238H254ZM260 239H261V238H260ZM129 240H130V239H129ZM159 240H160V237H159ZM176 240H178V239H176ZM179 240H180V239H179ZM190 240H191V239H190ZM239 240H240V239H239ZM247 240H248V238H247ZM160 241H163V240L161 239ZM180 241H181V240H180ZM220 241H221V240H220ZM229 241H230V239H229ZM240 241H241V240H240ZM240 241H239V242H240ZM245 241H246V240H245ZM250 241H251V240H250ZM255 241H256V240H255ZM187 242H188V241H187ZM191 242H192V241H191ZM208 242H209V241H208ZM241 242H242V241H241ZM163 243H164V242H163ZM177 243H178V242H177ZM181 243H184V241L182 240ZM226 243H227V242H226ZM228 243H230V242H228ZM228 243H227V245H228ZM231 243H232V242H231ZM235 243H236V242H235ZM242 243H243V242H242ZM246 243H247V242H246ZM174 244H175V243H174ZM174 244H173V245H174ZM178 244H179V243H178ZM187 244H188V243H187ZM187 244H186V245H187ZM159 245H160V244H159ZM170 245H171V243H170ZM191 245H192V243H191ZM191 245H190V246H191ZM219 245H220V244H219ZM176 246H177V245H176ZM179 246H180V245H179ZM187 246H189V245H187ZM190 246H189V248H190ZM127 247H128V246H127ZM156 247H157V245H156ZM174 247H175V245H174ZM192 247H193V245H192ZM239 247H240V246H239ZM252 247H253V246H252ZM257 247H258V246H257ZM263 247H264V245H263ZM157 248H158V247H157ZM185 248H186V247H185ZM185 248H184V250H185ZM211 248H212V247H211ZM258 248H259V247H258ZM171 249H172V248H171ZM174 249H175V248H174ZM177 249H178V248H177ZM187 249H188V247H187ZM205 249H206V248H205ZM256 249H257V248H256ZM224 250H225V249H224ZM237 250H238V249H237ZM261 250H262V249H261ZM190 251H191V250H190ZM190 251H189V252H190ZM204 251H205V250H204ZM238 251H239V250H238ZM244 251H245V250H244ZM256 251H257V250H256ZM182 252H183V251H182ZM240 252H241V251H240ZM240 252H239V253H240ZM192 253H193V252H192ZM221 253H222V252H221ZM223 253H224V252H223ZM226 253H227V252H226ZM258 253H259V252H258ZM183 254H184V253H183ZM201 254H202V253H201ZM246 254H247V253H246ZM170 255H171V254H170ZM189 255H191V253H190ZM248 255H249V254H248ZM244 256H245V254H244ZM178 257H179V256H178ZM183 257H184V255H183ZM183 257H182V258H183ZM238 258H239V257H238ZM240 258H241V257H240ZM244 258H245V257H244ZM35 259H36V258H35ZM186 259H187V258H186ZM192 259H193V258H192ZM204 259H205V258H204ZM37 261H38V260H37ZM41 261H42V260H41ZM181 261H182V260H181ZM217 261H218V260H217ZM31 262H32V261H31ZM42 262H43V261H42ZM175 262H176V261H175ZM183 262H184V261H183ZM211 262H213V261H211ZM245 262H247V261L245 260ZM40 264H41V263H40ZM221 264H222V263H221Z\"/></svg>",
    "mask_w": 264,
    "mask_h": 264
}]
</instances>
